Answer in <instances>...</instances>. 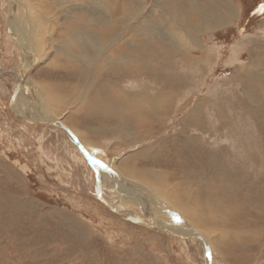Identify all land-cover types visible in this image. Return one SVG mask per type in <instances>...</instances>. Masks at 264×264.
Here are the masks:
<instances>
[{"label": "rangeland", "instance_id": "374dc122", "mask_svg": "<svg viewBox=\"0 0 264 264\" xmlns=\"http://www.w3.org/2000/svg\"><path fill=\"white\" fill-rule=\"evenodd\" d=\"M19 1L14 17L12 2L0 0V264H207L198 241L158 234L99 200L97 173L65 131L14 115L17 80L9 71L24 72L22 50L10 37L15 20L24 29L16 40L25 32L22 47L36 55L30 78L37 105L80 135L107 176L115 168L121 188L151 194L163 223L201 232L188 213L195 209L215 240V264H264V58L254 50L264 49V0H232L239 20L202 34V46L189 44L183 57L141 52L140 75L108 71L98 80L61 54L64 47L76 50L66 29L82 0H56L61 4L52 7ZM144 1L151 24L178 25L183 15L199 22L189 0H170L164 8ZM118 6L120 15L139 4L119 0ZM177 25L170 28L180 39ZM253 60L254 78L235 72ZM106 87L120 97H107ZM161 100H168L166 110ZM21 105L28 110L29 100ZM106 181L104 200L124 196L110 192L112 180ZM126 208L139 212L134 204Z\"/></svg>", "mask_w": 264, "mask_h": 264}, {"label": "bare ground", "instance_id": "6f19581e", "mask_svg": "<svg viewBox=\"0 0 264 264\" xmlns=\"http://www.w3.org/2000/svg\"><path fill=\"white\" fill-rule=\"evenodd\" d=\"M78 1L76 3H78ZM82 1H81V4L79 6L75 5L76 8H74L75 10L78 9L80 11V15L77 16L68 25V27L66 29V32L68 34V39H70V41H68L67 44L71 45V46L73 45L75 47L74 49H76L77 51L73 50L72 48L69 49L68 47H66V48L64 47L63 50L61 51V54L64 55V60L66 63L71 62L70 60H72V62H73V60H75L73 62L75 65V67H74L75 69H78V70L85 69V71H82V73H80L81 75L85 76V74H87V77L90 78L92 73H94L96 75L95 77L97 78V80L99 79V77L100 78L102 77L101 72H108V71H110L111 73H114V72L116 73V71H120L121 73L124 72V73H126L127 76L128 75L129 76L134 75L135 73H136V75H138V74L140 75V73H138L139 72L138 68L139 67L142 68V67L138 63L139 62L138 55L141 52H145V53L154 52L156 56H160L166 50L169 53H170V51H168V50H171V52H172L171 55L180 54L181 57H183L182 49L183 48L187 49L189 44L192 45L193 47L202 46V43L198 42V40L201 41V39H199L200 38L199 36H201L202 34L212 35L211 32L216 31V30H220L221 28H224V26L233 25V24H235V20H239V16H238L239 6L236 7L232 0H189L191 3V7L193 9H196V12L198 13V16H196V17H198L199 22L196 21L194 17L192 20H189L188 17L186 18L184 15L181 18L179 17L180 22L178 25L181 24L183 27L179 26V28H178L179 29L178 31H180V33H178V34H182L180 39H178L177 36L172 34L173 30H172V28H170L173 25H177L175 23L176 21H174V22H171L170 20H165V21L163 20L162 21V19H161L160 20L161 22L159 21V23L157 25H155L154 23L151 24L149 22L148 15L144 13L145 12L144 9L146 7V1H144V0H136V3L139 4V7L135 8L136 11H133V9H131V8L130 9H127V8L124 9L123 8L124 10L120 11V12H122L120 15L118 14V11H117V9L119 7L118 6L119 0H114V2L113 1L110 2L109 0H82ZM169 1L170 0H157L155 3L157 5V7H161L164 5V3L169 2ZM173 1L174 0H172L170 2H173ZM10 2H12V4H13L12 13L14 14L13 16L15 17V15L18 13V10L14 7V5H17L19 7L20 1L19 0H10ZM103 3H105V4H103ZM54 4L59 5L61 3H59L56 0H44V5L52 7ZM164 6H163V8H164ZM109 7H110V9H109ZM165 10H166V8H165ZM62 11H63V9H62ZM114 11L117 14H113ZM57 12H59V11H57ZM60 12H61V10H60ZM60 15L63 16L62 14H59V16ZM170 15H172V14H170ZM175 16H177V15H175ZM188 16H189V14H188ZM172 18H169V19H172ZM179 18L175 17L174 19H179ZM110 23H112L113 26H111ZM168 24H169V26H167ZM18 25L19 24H17L16 20L13 21L12 24L10 23V25H9L10 37L16 43L15 44L16 47H18L22 50L21 51V55H22L21 57L23 58V63H24V65H23L24 66V68H23L24 72L21 76L19 73H16V72L13 73L11 71L14 74V76L16 77L17 82L20 84V87L18 89L16 97H15L14 101H12V104L14 103L12 106V111H13L14 115L20 120L27 121L26 123H30V124L31 123L32 124H42L43 123L45 125L55 126L59 129H61L62 131H65L68 134V132L65 129H63L61 126H59L58 124H56V125L55 124H48L52 121H57V122L61 123V125H64L66 128H68L73 133V135L75 137H77V139L80 141L81 145H83V147L86 149L85 144L80 139V135L78 136L75 133V131L72 129V127L70 128L69 126L65 125L61 120H59L60 118L55 119V118L45 114L44 107L41 106V104H40V106L37 105V103H36L37 97L35 96V94L33 92L34 89L31 88L32 87L31 86L32 81L30 78L31 72L33 71L34 67L36 66V55H34L30 51L28 46H26L25 48L22 47L21 42H24L26 40L25 32L20 34L19 40H16V37L18 38L19 32H23V30H24V29H22V27L20 28ZM32 26H34V25H32ZM118 27H120V28L122 27L123 30H121V31L118 30ZM129 33H132V35H130ZM11 34L15 38H13L11 36ZM53 35H55V34H53ZM75 35H79L80 39H79V37H75ZM102 35H104V36L106 35V38L104 40L102 38ZM168 36H170V40H171L170 42L166 41V37H168ZM149 37H152L153 39L154 38L157 39L159 41V43L158 42H154V43L151 42L152 38H149ZM182 37L185 39H183ZM168 40H169V38H168ZM67 44H66V46H67ZM259 48L260 47L255 46L254 50L257 51V53L260 55V58L262 59V58H264V49H262V51H260ZM82 51L84 52L85 57L83 59H82V57H80L81 59L80 58L75 59L76 57L74 58V54L76 55L77 53L82 52ZM173 51H175V52H173ZM258 51H260V52H258ZM80 55H83V54L81 53ZM77 56L79 57L78 54H77ZM184 59L185 58H183L182 60H184ZM37 62H39V61H37ZM249 62L250 63L247 66L238 67L235 70V72L241 73V76H243L244 78H249V77L254 78L251 75V72L252 73L254 72V70H253L254 60L249 61ZM261 63H262V60H261ZM69 64H71V63H68V65ZM66 70H68V69H66ZM249 70H250V72H249ZM145 71H146V69H145ZM102 75H103V73H102ZM77 80H78V78H77ZM104 80H106V79H104ZM103 85H106V82H104ZM106 89L108 92L106 95L107 97L109 96L112 99L120 97V95L118 93H116V91L110 90V88L108 89L107 87H106ZM43 93H45V92L43 91ZM52 96L53 95L51 94L50 97H52ZM42 97H41V99H42ZM57 97H58V95H57ZM146 97H147V95H146ZM153 99H154L153 101H156L155 98H153ZM27 100H29L28 110L24 111V108L22 107L21 103L22 102L24 103V101H27ZM43 100H44V98H43ZM65 100L66 99H64V101ZM150 100H151V98H150ZM30 103L32 105H30ZM50 103H51V101H50ZM138 103H140V102H138ZM160 106H161L160 107L161 109L166 110V107L169 106L168 100H161ZM155 107H157V106H155ZM150 111H153V110H150ZM112 112H114V111H112ZM156 117H158V116H156ZM114 118H115V116H114ZM46 122H47V124H46ZM69 138L73 143H75V140H73V138H71L70 136H69ZM133 139L135 140V138H133ZM75 145H76V143H75ZM87 153L91 157L96 159L98 164L102 168V170H100L97 173V176H98V174H101L98 178V181L101 185V188L98 187V193L101 194L102 199H103V195H104V189L103 188L107 183H109L106 181V180H109V178H111V180H112V183H113L112 188L113 189L110 187L111 185L109 186L110 188H107V189L110 192H112L113 194L117 193V196L120 193H123V195H124L121 198L119 196L118 197L112 196L111 198H113V199L111 202L106 201V198H105V200L103 199L111 207V209H113L115 212H118V213L128 217L129 219H133V220H137V221L141 222L142 224L146 225L148 228L152 229L153 231H155L158 234H164V235L170 236V237L175 238V239H180V240H191L194 242L198 241L201 245H203L204 251L206 252L207 264H215L214 249L212 247V243H214L215 240H214V238L211 237V235L209 233L206 232L207 230H210V229H206V228L204 229V228H202V225L199 224V219L197 218L198 215H197V212L195 211V209H193V208L189 209L188 213H190V216H192L196 220L199 228L203 229L204 231L202 230L200 232L199 230H196L192 226L189 228H187V227L185 228L183 226L176 227L174 224H169L168 222L163 223L162 219H160V218L158 219V217H157V215L153 209V205H154L153 202L154 201H153L151 194H149L146 190L145 191L140 190V193H139V191L131 193L130 189L128 190L125 187L121 188V186H120L121 181L119 179V176H118L115 168H111V167H110L111 169L108 168L109 174L107 176L106 172L104 171L106 169L104 168L103 163L101 161H98V159L93 156V153H91V151L87 150ZM83 158L86 160L84 155H83ZM127 172L129 174H131V171H127ZM128 173H127V175H129ZM109 175L111 177H109ZM103 176L106 177V180L102 179ZM125 184H126L125 186L134 187L133 185H130L127 183H125ZM120 204H122V205H120ZM132 204H134V206H135L134 209L138 210L139 212H137V211L134 212L133 209L131 211V209L126 208L127 205L130 206ZM115 205L119 206V207L115 208L114 207ZM156 205H158V204H156ZM185 210H187V209H185ZM165 212H166V210H165ZM206 218H207V216H206ZM212 219H215V217H212ZM183 236L187 237V238H184ZM227 249L228 248L224 249L225 252H229V251H227ZM207 252H208V255H207Z\"/></svg>", "mask_w": 264, "mask_h": 264}, {"label": "water", "instance_id": "95a60500", "mask_svg": "<svg viewBox=\"0 0 264 264\" xmlns=\"http://www.w3.org/2000/svg\"><path fill=\"white\" fill-rule=\"evenodd\" d=\"M11 36L13 37V38H15L12 34H11ZM9 72H11V71H9ZM13 72V71H12ZM14 73V72H13ZM19 87H20V84L17 82V84H16V87H15V90H14V94H13V97H12V101H14V99H15V97H16V94H17V92H18V89H19ZM42 123V122H41ZM46 124H47V122H46ZM48 124H58L59 126H61L63 129H65L67 132H68V134H69V136L71 137V138H73V140H75V143H76V145L78 146V148L80 149V151L82 152V154L84 155V157L86 158V160H87V162H88V164L96 171V173H98L100 170H102V168H101V166L98 164V162H97V160L96 159H94L93 157H91L88 153H87V150L83 147V145H81V143H80V141L77 139V137H75L74 135H73V133L68 129V128H66L64 125H61V123H59V122H57V121H52V122H50V123H48ZM96 183H97V186L99 187V188H101V185H100V183H99V181H98V178H97V174H96ZM98 198H99V200H101L104 204H106L108 207H110L103 199H102V197H101V194L100 193H98ZM111 208V207H110ZM184 237V236H183ZM184 238H187V237H184ZM207 255H208V252H207Z\"/></svg>", "mask_w": 264, "mask_h": 264}]
</instances>
